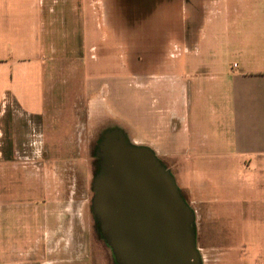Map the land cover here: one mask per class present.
<instances>
[{"label":"rangeland","instance_id":"374dc122","mask_svg":"<svg viewBox=\"0 0 264 264\" xmlns=\"http://www.w3.org/2000/svg\"><path fill=\"white\" fill-rule=\"evenodd\" d=\"M216 2L45 0L47 32L41 38L44 116L36 121L42 144L25 151L32 176V244L27 257L77 259L72 264H121L92 210L93 182L105 136L126 137L132 145L149 148L158 161L164 159V169L180 188L183 166L173 165L174 160L169 165L167 156H162L168 145L172 81L186 87L185 76L198 60L215 61L228 69L234 60V31L264 24V0H247L243 15L239 11V15L232 14L230 0L219 7ZM217 8L225 13H217ZM190 32L193 42L199 37L191 51L185 43ZM249 41L255 44L253 38ZM209 114L206 111L205 116ZM155 129L163 138L158 143L163 150L146 144L154 138L151 131ZM23 152L16 150L13 157L20 160ZM187 205L196 253L193 264H245L239 257H250V251L242 245L241 232L232 229V218L207 213L200 202L195 208L188 201ZM243 216L241 223L247 221ZM10 219L8 237L0 240V255L19 235Z\"/></svg>","mask_w":264,"mask_h":264},{"label":"crops","instance_id":"0c3cea01","mask_svg":"<svg viewBox=\"0 0 264 264\" xmlns=\"http://www.w3.org/2000/svg\"><path fill=\"white\" fill-rule=\"evenodd\" d=\"M227 1L217 0L216 5L224 6ZM246 1L230 0L232 14L239 11L243 15ZM44 4L45 0H0V240L8 237L9 217L11 227L19 233L11 248L0 255V264L77 261L73 257L33 260L26 256L32 244V176L25 151L42 144L36 121L44 116ZM220 12L225 10L217 8ZM253 27L234 31V60L228 69L215 61L205 64L198 60L185 76L186 87L172 81L167 152L161 155L167 156L169 165L174 160L173 165L183 166L178 178L186 203L195 208L200 202L207 213L232 218V229L241 232L242 245L250 251V257H239V262L264 264V24L261 29ZM185 43L191 51L199 37L193 42L190 32ZM157 131H151L154 138L146 144L163 150L158 145L163 138ZM16 150L24 151L20 160L13 157ZM241 215L246 222L239 221ZM20 245L25 249L20 250Z\"/></svg>","mask_w":264,"mask_h":264},{"label":"water","instance_id":"95a60500","mask_svg":"<svg viewBox=\"0 0 264 264\" xmlns=\"http://www.w3.org/2000/svg\"><path fill=\"white\" fill-rule=\"evenodd\" d=\"M101 149L92 210L120 263L196 262L191 210L150 149L112 135Z\"/></svg>","mask_w":264,"mask_h":264},{"label":"flooded vegetation","instance_id":"af4514ba","mask_svg":"<svg viewBox=\"0 0 264 264\" xmlns=\"http://www.w3.org/2000/svg\"><path fill=\"white\" fill-rule=\"evenodd\" d=\"M102 133V132H101ZM101 133H99V135H98V138L97 139H99L100 138V135H101ZM121 139H123V138H121ZM90 143V142H89ZM98 143V142H97ZM141 143H143V142H141ZM139 144H140V142H139ZM142 145H144V144H142ZM146 145V144H145ZM148 145V144H147ZM148 146H150V145H148ZM100 161V160H99ZM159 162L163 165V167L165 168V162H164V159H162V158H159ZM93 169L95 170V167L93 166ZM98 171V170H97ZM94 173H92V175H93ZM179 190V193L181 194V196L183 197V199H184V195H183V193H182V191H181V189L179 188L178 189Z\"/></svg>","mask_w":264,"mask_h":264},{"label":"bare ground","instance_id":"6f19581e","mask_svg":"<svg viewBox=\"0 0 264 264\" xmlns=\"http://www.w3.org/2000/svg\"><path fill=\"white\" fill-rule=\"evenodd\" d=\"M146 152H148V151H146Z\"/></svg>","mask_w":264,"mask_h":264}]
</instances>
